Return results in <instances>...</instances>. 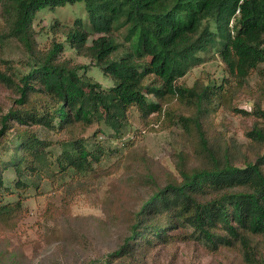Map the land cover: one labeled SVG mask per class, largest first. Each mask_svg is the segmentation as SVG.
<instances>
[{"label":"trees","instance_id":"obj_1","mask_svg":"<svg viewBox=\"0 0 264 264\" xmlns=\"http://www.w3.org/2000/svg\"><path fill=\"white\" fill-rule=\"evenodd\" d=\"M76 3L83 4L88 26L81 19L71 26L55 22L50 45L35 52L37 13ZM237 10L232 36L228 24ZM0 19V46L14 40L28 55L18 80L9 64L6 73L0 70V82L18 94L17 107L0 119V151L7 156L0 158V191L6 170L22 178L52 147L31 127L68 133L55 157L57 169L88 175L104 152L79 136L78 129L96 123L118 139L132 109L143 123L150 116L153 121L161 117L164 124L175 120L194 137L198 164L188 167L187 157L178 155L179 179L155 187L135 210L117 249L89 264H133L132 253L182 237L212 252H233L240 264H264V107L254 105L256 122L245 132L244 145L205 128V118L230 106L232 81L241 87L264 64V0H0ZM119 28H124V45L112 34ZM65 45L101 68L112 85L103 88L80 74L86 69L82 64L60 61ZM212 50L227 76L220 84L184 85L180 80ZM259 74L264 76V69ZM12 124L26 128L9 135ZM148 182L155 185L153 177ZM11 211L0 206V220Z\"/></svg>","mask_w":264,"mask_h":264},{"label":"rangeland","instance_id":"obj_2","mask_svg":"<svg viewBox=\"0 0 264 264\" xmlns=\"http://www.w3.org/2000/svg\"><path fill=\"white\" fill-rule=\"evenodd\" d=\"M76 19H81L88 26L82 3L37 13L32 24L35 52L50 45L53 23L71 26ZM112 34L119 45L124 43V28ZM56 38L63 40L62 36ZM200 56L203 62L191 68L180 81L186 86L208 82L220 84L227 73L219 53L212 50ZM59 60L86 66L80 74H85L103 88L112 85L111 78L101 68L79 57L67 45L59 54ZM27 61L28 55L17 41L0 46V70L6 73L9 64L16 80L26 72ZM261 69H264V64L252 71L241 87L232 81L230 106L220 107L212 116L205 118L208 134L222 133L234 144L247 143L245 132L256 122L251 115L254 105L264 107ZM17 98L13 88L0 82V119L9 109L17 107ZM149 118L148 124L143 123L139 113L132 109L127 127L118 139L113 137L112 130H104L96 123L85 130L78 129L79 136L99 144L104 152L99 163L94 165L93 173L88 175H77L73 171L63 173L57 169L55 157L61 152L60 142L69 138L68 133L49 132L37 126L29 128L39 138L50 141L52 147L43 160L34 161V171L26 172L22 178L10 169L4 172L0 206H9L12 211L8 218L0 220V264H89L109 258L127 235L141 201L155 187L162 186L171 178L179 179L177 156L187 157L188 167L198 164L192 135L175 120L164 124L161 117L154 121V116ZM12 125L9 135L26 128ZM1 153L0 158L6 160L7 156ZM148 177L154 178V186L148 182ZM18 180L22 186L16 185ZM151 247L132 253L129 262L240 264L233 252L226 249L212 252L198 241L183 237L174 243H158Z\"/></svg>","mask_w":264,"mask_h":264},{"label":"built area","instance_id":"obj_3","mask_svg":"<svg viewBox=\"0 0 264 264\" xmlns=\"http://www.w3.org/2000/svg\"><path fill=\"white\" fill-rule=\"evenodd\" d=\"M239 16V11L237 10L235 12V15L232 17V19L229 21V28H230V33L231 35L233 36L234 35V25H235V22H236V18Z\"/></svg>","mask_w":264,"mask_h":264}]
</instances>
